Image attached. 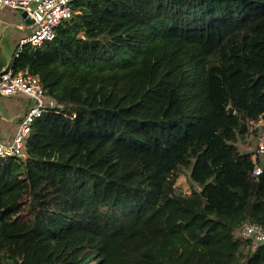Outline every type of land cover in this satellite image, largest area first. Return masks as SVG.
Masks as SVG:
<instances>
[{"label":"trees","instance_id":"obj_1","mask_svg":"<svg viewBox=\"0 0 264 264\" xmlns=\"http://www.w3.org/2000/svg\"><path fill=\"white\" fill-rule=\"evenodd\" d=\"M73 10L14 59L64 109L0 158V264H264L236 233L264 225V170L235 145L264 114V0Z\"/></svg>","mask_w":264,"mask_h":264},{"label":"built area","instance_id":"obj_2","mask_svg":"<svg viewBox=\"0 0 264 264\" xmlns=\"http://www.w3.org/2000/svg\"><path fill=\"white\" fill-rule=\"evenodd\" d=\"M75 0H0V9L11 8L25 11L32 19L30 32L19 40L12 58L6 68L0 72V95H25L32 102L25 108L15 130L7 137L0 139V158L25 157L26 141L34 120L45 112H62L64 104L55 101L45 93L37 75L27 71L16 70L14 59L18 57L25 45L41 46L51 41L55 36L56 27L69 20L73 13ZM74 115V114H73ZM249 133L256 135L257 144L255 154L251 153L253 162L252 174L258 175L264 166L258 163V154H264V114L248 122ZM239 236L249 240L251 249L264 246V225L260 223H244L236 232Z\"/></svg>","mask_w":264,"mask_h":264},{"label":"rangeland","instance_id":"obj_3","mask_svg":"<svg viewBox=\"0 0 264 264\" xmlns=\"http://www.w3.org/2000/svg\"><path fill=\"white\" fill-rule=\"evenodd\" d=\"M17 9H0V61L3 65L10 62L14 49L19 40L25 37L31 30V26L21 18ZM32 99L25 95L4 96L0 95V139L7 140L15 130L25 108ZM257 138L253 133L238 138L235 145L239 152H256ZM258 163L264 166V154H258ZM174 186L177 190L189 193L192 187H196L189 177V168H180L177 172ZM198 189V188H197Z\"/></svg>","mask_w":264,"mask_h":264},{"label":"water","instance_id":"obj_4","mask_svg":"<svg viewBox=\"0 0 264 264\" xmlns=\"http://www.w3.org/2000/svg\"><path fill=\"white\" fill-rule=\"evenodd\" d=\"M20 16H21V18L25 21V23H27V24H31V23H32V19H31L30 17L27 16V14H26L25 11H21V12H20ZM7 65H8V63L5 64V65H3L2 62L0 61V72H1L4 68H6ZM232 111H233L232 108H229V109H228V112H229V113H232ZM2 117H3V116L0 114V118H2Z\"/></svg>","mask_w":264,"mask_h":264},{"label":"crops","instance_id":"obj_5","mask_svg":"<svg viewBox=\"0 0 264 264\" xmlns=\"http://www.w3.org/2000/svg\"><path fill=\"white\" fill-rule=\"evenodd\" d=\"M6 9H8V8H3V9H1V11H4V10H6Z\"/></svg>","mask_w":264,"mask_h":264}]
</instances>
